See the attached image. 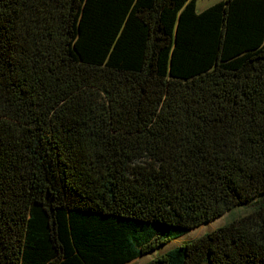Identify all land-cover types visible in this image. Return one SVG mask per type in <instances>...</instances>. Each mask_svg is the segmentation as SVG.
Listing matches in <instances>:
<instances>
[{
    "label": "trees",
    "instance_id": "trees-1",
    "mask_svg": "<svg viewBox=\"0 0 264 264\" xmlns=\"http://www.w3.org/2000/svg\"><path fill=\"white\" fill-rule=\"evenodd\" d=\"M196 1L0 0V264H264V0Z\"/></svg>",
    "mask_w": 264,
    "mask_h": 264
},
{
    "label": "rangeland",
    "instance_id": "rangeland-1",
    "mask_svg": "<svg viewBox=\"0 0 264 264\" xmlns=\"http://www.w3.org/2000/svg\"><path fill=\"white\" fill-rule=\"evenodd\" d=\"M223 0H197L196 1V12L199 13L203 10H205L206 8L221 2ZM255 202V201H254ZM251 211V206L245 205V206H241V207H235L234 209L226 212L225 214H223L222 216L211 220L207 223H204L202 225H200L199 227L191 230L189 233H187L186 235L177 238L175 240H172L170 242H168L167 244H165L164 246L155 249L139 258H137L136 260L127 263V264H146L164 254H166L167 252H169L170 250L177 248L187 242L193 241L201 236H203L206 233H209L219 227L224 226L225 224H228L234 220H237L243 216H246L247 214H249Z\"/></svg>",
    "mask_w": 264,
    "mask_h": 264
}]
</instances>
